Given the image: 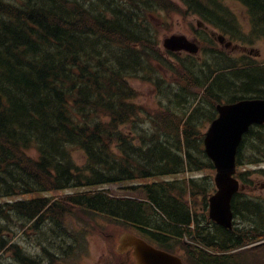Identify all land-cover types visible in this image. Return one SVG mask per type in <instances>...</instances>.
<instances>
[{
	"label": "trees",
	"instance_id": "16d2710c",
	"mask_svg": "<svg viewBox=\"0 0 264 264\" xmlns=\"http://www.w3.org/2000/svg\"><path fill=\"white\" fill-rule=\"evenodd\" d=\"M179 1L206 25L239 34L238 19L224 0ZM237 1L247 12L252 38H264V0ZM171 2L0 0V253L12 262L38 264L11 242L7 228L15 235L16 229L35 231L52 223L80 242L81 228H67L74 218H102L140 235L160 232L159 244L169 251L176 248L174 231L183 237L197 220L189 234L196 248L205 245L206 216L199 220L197 205L206 207L214 185L211 175L194 174L214 169L202 131L222 99L264 98V63H234L215 50L217 58L204 63L208 72L201 79L192 62L173 69L155 27L158 13H174ZM177 76L180 89L171 83ZM135 80L169 87L168 107L152 112L137 102ZM206 86L199 103L194 90ZM186 89L194 99L184 95ZM261 163L264 125L252 127L241 143L238 179L247 186L255 176L264 177V168L248 169ZM179 175L188 176L156 181ZM132 182L118 190L121 195L103 188ZM80 189L89 191L40 196ZM16 197L26 198L10 200ZM233 210L250 228L218 229V249L264 237L263 198L237 194ZM194 255L191 264L205 263Z\"/></svg>",
	"mask_w": 264,
	"mask_h": 264
},
{
	"label": "rangeland",
	"instance_id": "374dc122",
	"mask_svg": "<svg viewBox=\"0 0 264 264\" xmlns=\"http://www.w3.org/2000/svg\"><path fill=\"white\" fill-rule=\"evenodd\" d=\"M172 7L175 8V11L173 14H165V13H158L157 14V20L155 22V27L158 28L157 34L159 38V45L162 48V42L166 37H169L173 34H184L188 38H194L196 36H199L202 32L201 28L197 26V22L199 20L198 17L190 15L185 13V8L183 7V4L179 0H171ZM224 3L233 10L232 12L235 14V16L238 19V24L240 31L238 40L237 38H231L228 36L229 40L233 42V46L226 48V45H219L218 42L214 43L216 44L213 49L222 50V53H226L228 57L232 59L234 63H249L252 61H255L257 63L264 62V38H252V32L250 31V24L249 19L247 16V13L245 9L241 7V3L237 0H224ZM185 15V16H184ZM159 18V19H158ZM204 36V41L207 40L206 35L202 34ZM201 47H204L206 49L212 47L210 44L205 43L202 44ZM182 58L181 56H179ZM185 56H183L184 58ZM202 55H200L199 58H201ZM177 61V59H174ZM241 60H244L243 62H240ZM189 62V60H187ZM192 62V61H190ZM195 62V63H194ZM192 65H190V69L197 72L198 77H202L203 74L200 72V64L199 62L194 61ZM174 81H178L181 83L180 77L178 76L175 78ZM132 85L137 89L139 93V100L137 102L144 105L146 109L152 112H156L158 109H160L159 103L162 102L163 105L167 106L169 105V100L166 98V94L169 93V87H163L162 90L164 92V98L161 100L160 98V92H157L161 88L159 86H156L154 82H142L139 80H135L131 82ZM167 83H169L167 81ZM177 87H180L176 84ZM195 93H199V90L195 88ZM185 94L187 97L189 96L190 90L186 89ZM191 98V97H190ZM193 99V98H191ZM168 107V106H167ZM181 109H178L176 111H180ZM255 166H248V169H254ZM188 175H179L175 176L173 178L165 177V178H158L156 181H162V180H174V179H183L186 178ZM197 176H201V174H198ZM260 180H255V182ZM261 182V181H260ZM132 183H123V184H113V185H107L104 186V189L110 190L113 193L116 194H123V192H119L118 190L121 187H126L128 185H132ZM89 191V189H80V190H67L60 193H51V194H41L40 196L45 197H61L62 195L71 194L73 192H84ZM26 197H16L12 198L10 200H18V199H24ZM1 202H3L1 200ZM83 213L80 214V218L82 219ZM77 218H74L72 220L71 226H68V229H77L81 228L80 231L84 232V236L77 240L76 237H74V241L71 238H66L65 241H63L62 237H59V231L61 229H58V226L53 225L52 223L46 224L43 226L40 230L35 232L31 228L29 230H17L16 234L14 231H11L9 228L6 236H9V239L12 241V243H17L22 249L30 256L36 257L39 262L42 264H106V260L112 259L113 255L111 253V245L109 240L107 238H110L112 240L119 239V233L122 226H119L117 229H114L113 227H117V224L107 222L105 219L102 218H96L94 223H91L90 220H81L77 221L75 220ZM30 227V226H29ZM39 227H41L39 225ZM124 228V227H122ZM88 229V231H86ZM109 233V234H108ZM63 233H61L62 235ZM76 234V233H75ZM108 234V235H107ZM110 235V236H109ZM117 236V237H116ZM72 240V243L70 242ZM77 242V243H76ZM61 243L63 244V247H61ZM76 244L77 246H75ZM116 245V244H115ZM71 247V248H69ZM70 249V250H69ZM78 254L80 256L83 255V257L73 258L70 257V254L72 252L78 251ZM64 252V253H63ZM55 254L57 258L51 259V255ZM31 257V258H33ZM114 258V257H113ZM0 261L5 264H17L15 262H12V260L9 258L8 254H0Z\"/></svg>",
	"mask_w": 264,
	"mask_h": 264
},
{
	"label": "water",
	"instance_id": "95a60500",
	"mask_svg": "<svg viewBox=\"0 0 264 264\" xmlns=\"http://www.w3.org/2000/svg\"><path fill=\"white\" fill-rule=\"evenodd\" d=\"M223 42V38H218ZM163 45L171 51L198 52V46L183 35H173ZM219 117L213 121L205 137L206 153L214 162L218 192L210 198V218L230 228L233 213L231 202L239 191L236 172V155L243 136L254 124H264V99L241 100L234 104L219 105ZM122 250L133 249L137 264H183L182 260L158 250L135 235L124 233L120 239Z\"/></svg>",
	"mask_w": 264,
	"mask_h": 264
},
{
	"label": "flooded vegetation",
	"instance_id": "af4514ba",
	"mask_svg": "<svg viewBox=\"0 0 264 264\" xmlns=\"http://www.w3.org/2000/svg\"><path fill=\"white\" fill-rule=\"evenodd\" d=\"M249 223H243L242 225H239V226H237V230H245L246 229V225H248ZM211 227H212V225H211V223L208 221V227H207V229H208V234H207V240H209L208 242H207V244H208V246L210 247V248H212V229H211ZM242 253H244V252H237L236 254H234V256H230V255H222L223 257H221V259H224L222 262L223 263H225V262H228V263H230L231 262V264H244V261H242V259H241V255H242ZM212 255H213V252L210 250L209 251V253L207 254V262L210 264V263H212V261H213V257H212ZM123 256H122V254L119 256V259L120 258H122ZM107 262H106V264H124V261H122V260H117V261H115V258H113L112 257V259L110 258V260H106Z\"/></svg>",
	"mask_w": 264,
	"mask_h": 264
}]
</instances>
